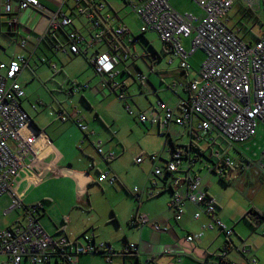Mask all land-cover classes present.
Segmentation results:
<instances>
[{
	"label": "built area",
	"instance_id": "2783aa9c",
	"mask_svg": "<svg viewBox=\"0 0 264 264\" xmlns=\"http://www.w3.org/2000/svg\"><path fill=\"white\" fill-rule=\"evenodd\" d=\"M191 1L201 14L181 13L171 4V0H127L128 7L141 23L138 35L126 26L113 25L114 15L107 9L104 0H65L55 10L39 0H0V13L11 17L9 25L16 27L13 28L15 42L30 56L42 44L51 46L54 51L72 55L105 46L107 50L95 53L90 62L99 75L107 76L102 86L117 95L130 116H136L140 123L156 125L167 138L172 126H188L190 145L172 149L171 157L164 165H156L161 160L156 154L147 155L155 166L153 174L170 181L173 197L168 207L175 211L177 221L183 218L187 202L198 208L195 219H200L204 214L210 218L199 233L186 237L188 243L201 241L205 232L216 228L225 234L226 245L218 264H238L226 257L230 246L242 254V264H259L244 241L237 246L233 244L231 238L234 230L215 217L217 201L206 192L203 178L194 167L203 162L196 150L206 142L212 154V164L203 162L208 173L225 180L234 169L249 166L255 175L264 174V147L256 159L241 153L238 148L239 144L256 137L259 126L264 130V22L258 38L249 41L230 24L231 12L238 0ZM245 1L253 9L257 0ZM65 5L70 14L63 12ZM29 10L48 20L45 33L35 34L21 24L20 14ZM75 18L88 22L93 32L90 40L74 28ZM21 28L26 31L25 34L21 33ZM149 32L159 35L184 72L191 70L190 60L197 52H203L205 59L197 78L187 84L186 89L190 93L188 100H180L175 107L158 101L149 113H137L131 105L133 96L128 92L129 86L125 82H117L116 78L127 73L136 82H147V77L135 70L129 61L138 59L132 47ZM187 39H191L189 49L184 44ZM83 45L86 46L85 50L82 49ZM40 61L58 72L57 64L50 59ZM29 67L30 59L24 54H15L8 62L0 61V197L8 196L10 199V205L4 210L5 216L22 211L25 220L17 226L0 229V264H23L24 261L29 264H77L82 255H102L112 264L117 256H138L139 247L136 244L129 243L121 251H115L109 243H97L92 232L84 233L79 239H73L63 232L50 234L40 222L42 204H24L22 195L17 191L18 179L21 174L34 175L40 155L51 144L43 131L38 132L33 127L30 115L22 106L26 93L19 83V76ZM84 87L73 85L68 93L73 95ZM174 88L175 85L171 87L172 90ZM57 106L58 120L73 122L84 138L95 135L77 107L68 111L61 102H57ZM91 144L106 162L117 158L113 151L106 153L101 139ZM232 150L241 154L239 161L230 157ZM144 160L143 156H139L136 162L141 164ZM117 181V177L109 172L100 173L97 179L98 183L107 182L109 185H115ZM131 193L139 203L144 197L155 194L152 190L137 187ZM261 216L254 215L253 222L264 236V214ZM132 223L137 227L151 226L159 232L167 230L144 212L134 215ZM164 250L171 252L168 247ZM140 264L155 262L149 259Z\"/></svg>",
	"mask_w": 264,
	"mask_h": 264
},
{
	"label": "crops",
	"instance_id": "0c3cea01",
	"mask_svg": "<svg viewBox=\"0 0 264 264\" xmlns=\"http://www.w3.org/2000/svg\"><path fill=\"white\" fill-rule=\"evenodd\" d=\"M50 2L56 9H59L57 3L54 1ZM65 7L67 6L65 5ZM65 7L62 9L63 12H66L64 11ZM21 19L25 22L24 26L35 34H43L47 30L48 20L33 10L21 13L20 20ZM113 25H123L129 28L126 24L121 22L119 14L114 16ZM13 28L10 27V32L15 36ZM74 28L83 34L87 40L91 39L93 32L87 21L75 18ZM129 29L132 31L131 28ZM20 30H22V34L26 33L23 28ZM190 42L191 39L184 41L187 49L190 48ZM82 49L85 50L86 46L83 45ZM106 50L107 48L105 46H97L80 55H72L69 52L62 53L54 51L51 46L47 44H42L38 51L32 56H30L28 51L24 50V55L30 59V67L26 70H31L32 76L27 80H22L23 73L26 70L23 71L19 76V83L26 93V89L23 85L26 86L29 82L35 83V80H40L41 77L38 74L39 70L42 71V74H52V81L58 74L63 75L60 80L61 82H56L57 86L55 87V91H53L54 95L57 93L59 96L66 95L68 98V96L74 95H69L68 90L73 85H77V87L81 85L85 87L79 92L85 91L87 93L85 94L86 96H91L97 101H99L97 96L108 98L112 92H110L107 87L102 86L107 76L99 75L90 62V59L95 53H102ZM146 55L149 56V54ZM157 55L159 57L157 59L158 61L155 60L152 66H150V69H147V75L142 72L143 70L140 71L147 77L146 83H140L141 93L145 98L153 96L157 98L158 101H163L170 107H175L180 100L189 99L190 93L186 89L187 84L197 78L201 64L196 65L191 59L190 63L192 68L190 71L184 72L179 66L175 68L174 65L177 62L179 63V61L170 53L165 44L164 56L162 57L158 52ZM156 57L157 56H155V58ZM43 58L50 59L57 64L59 69L58 72L52 71L46 63L41 62L40 59ZM9 60L10 59L3 61L8 62ZM156 61H161V63H157ZM133 62L134 61H129L130 64ZM154 63L157 64L155 65ZM72 65L76 66L74 71H72L74 67ZM88 68H90V71ZM91 70L93 73H91ZM160 82L162 83L161 88L159 87ZM94 84L95 88L92 86ZM50 85L52 86V84ZM173 85H175V88L172 90L171 87ZM53 87L54 86H52V88ZM105 101L106 100L100 101L101 105H103ZM59 102H61L68 111H71L67 108V104L64 101ZM44 105L45 106L41 110H38L37 106L33 105V102L28 99L27 94L22 101L23 108L28 112L37 127L49 136L47 138L51 140V144L40 155L34 175L30 177L27 174H21L18 179L17 191L22 195L25 205L42 204L40 222L50 234L63 232L73 239H79L84 233L92 232L95 235V241L97 243L99 240H101V242L110 243V233L101 231L99 215L94 206L95 200L94 198L92 199L89 194L91 190H93L94 185H109V183H98V177L94 179L92 176L91 168L95 167V162L88 154L89 146L91 145L92 147V141L101 139L104 143L106 153L113 151L117 154V158L109 163L100 157L102 160L100 166H102L103 170H101V172L98 171V176L100 173L106 172L115 175L118 181L112 186L119 185L127 195L133 196L131 193L132 190H127L122 183V178L126 175H124L125 170L121 168L119 161L123 160L127 151L132 154L135 153L137 143L132 142L130 136L125 134L122 126L118 125V120L109 113V108L103 107V110H94L96 112L95 115L90 114L89 116H83L82 114L89 130L95 132V135L84 138V135L73 122H62L58 120L56 115L58 107H55L53 103H51L50 106ZM155 105L157 104L151 102L148 105V112L151 107ZM139 112L146 111L139 108ZM44 114L48 116L43 117ZM132 117L141 125L136 116ZM135 127L138 128L137 126ZM153 127L157 126L152 125V129H154ZM157 130L161 133L158 127ZM130 133L134 135L135 130L132 128ZM146 137H148V135ZM184 137L188 139L186 143L182 139ZM85 139L90 142V145ZM170 139V141L175 144L176 148L190 145L191 138L188 126H172ZM172 142H170L166 151L168 156L161 158L156 164L157 166L164 165V162L170 159V151L173 148ZM80 144L84 146H80ZM239 148L240 150L242 149L241 147ZM200 149L204 150L202 143L200 144ZM232 151H230V153ZM239 170L241 172L240 174L243 175H227L225 182H232V180L236 178H245V184L257 186L256 190H252V193H257L253 199L255 202L250 203L251 206H249V210L245 208L235 212L230 211L227 205H223L222 201H217L218 209L215 217L221 220L228 228L234 230V235L231 240L235 246L240 245L241 241H244L246 245H248L250 253L259 260V264H264V236L261 234L260 229L256 227L253 220L249 221L246 219V215H248L250 211L264 214V205L256 202L259 195L257 189L260 191L264 188V174L255 175L254 172L249 169V166L246 169L240 168ZM197 173L199 174V172ZM207 176L210 175L202 176L203 186L210 196L215 197L209 192L207 186L204 185V180ZM166 179L167 178L161 182L155 180L141 181L143 187L145 186L146 189L152 190L155 194L153 197H144L141 203L138 202L135 204L131 201V208L126 214L123 213V210L121 211L119 206L123 217L117 208L113 207L114 213H112V220H108V224L112 225L116 230H121L124 221L128 229V231L121 233V236H123L120 240L121 249L128 243H134L139 247V255L137 257H120L121 264H140L149 259L153 260L155 264H218L220 261L219 257L226 245L225 234L220 229L216 228L213 231L205 232L201 241L193 244L188 243L186 237L190 234L199 233L203 225L210 221V218L204 214L200 219H195L194 215L198 211V208L187 202L183 218L177 221L175 219V211L168 207L173 197V190L170 181ZM108 189H111V187ZM2 200L3 203L6 204L5 209H7L10 205L9 197H0V204H2ZM143 212L147 213L154 222L159 223L161 227L167 228V230L159 232L154 230L151 226L137 227L134 225L132 223L133 216ZM252 216H254V214ZM5 217H8L10 220L6 224H0V229L14 227L25 222L22 211L14 212ZM166 247L170 248L171 252H166L164 250ZM226 257L232 262L238 264L244 263V257L234 246L229 247ZM98 258L97 256L82 255L79 257L77 264H101ZM104 260L106 261L105 258ZM114 261L115 258L112 264H114ZM24 262L29 264L27 261Z\"/></svg>",
	"mask_w": 264,
	"mask_h": 264
},
{
	"label": "rangeland",
	"instance_id": "374dc122",
	"mask_svg": "<svg viewBox=\"0 0 264 264\" xmlns=\"http://www.w3.org/2000/svg\"><path fill=\"white\" fill-rule=\"evenodd\" d=\"M43 5H45L48 8L56 9V7L50 2L54 1L55 3H64L65 0H39ZM71 2V1H70ZM104 3L107 5V9L111 11V13L116 16L119 14L121 18V22L126 24L129 28L132 29L134 34H140V20L139 18L133 14L131 9L128 7L127 0H106ZM171 4L178 9L181 13H195L199 14L200 10L197 7V5L191 1V0H171ZM245 7L250 9L253 16H257L258 20H255V18L250 19V21H246L245 17H241L239 9ZM64 11H66L68 14H70L67 7H65ZM11 17L8 16H2L0 13V61L11 59V57L15 54H25L24 50L21 49L15 40V36L12 35L10 32V19ZM21 24L24 25V20L21 19ZM255 21V22H254ZM264 22V0H257L254 3L253 9L250 8L247 5V2L245 0H238L236 7L231 12V21L230 24L234 26L236 29L239 30V33L245 38H248V34H245V28H250L251 32L249 33V36L252 41H255L258 36L262 32V23ZM133 52L137 53L139 58L132 63L134 68L140 72L142 71L145 75H147V69H150V66H152V63L155 62L159 57L157 55L160 54L162 57L164 56V44L163 41L160 39L159 35L155 32H149L146 33L144 36L140 37V42L136 44L134 47H132ZM146 54H149L146 55ZM155 56H157L155 58ZM205 59V54L203 52H197L192 57V62L196 65L202 64V62ZM166 60V59H164ZM158 61V60H157ZM156 61V62H157ZM169 61V60H168ZM161 63V61L157 62ZM157 63H154L155 65ZM74 66V65H72ZM175 68L179 66V63L177 62L175 65ZM76 66L73 67L72 71ZM90 71V68H88ZM26 70V69H25ZM24 70V71H25ZM31 70H26L23 73L22 80L30 78L32 76ZM42 71L38 70V74L40 75V80H35V83L29 82L28 85H23L26 89V94L29 100L33 102V105H36L38 110H41L46 104L47 106H50L51 103L54 104L55 107L57 106V102L64 101L67 104V108L72 110L73 108L77 107L83 116H89L95 115L94 110H103L104 108H109V113L113 115L115 119L118 120V125L122 126L125 134L129 135L132 142L137 143V147L135 148V153L126 152V154L123 157L122 161H119L121 164V168L124 171V175H126L124 178H122V183L127 188V190H133L135 187H137L140 190L145 189L146 187L141 184V181L143 180H155L157 182H161L164 180L163 178L156 177L153 174L154 167L153 164L147 159V154H156L159 158H163L164 156H168L167 149L169 147L170 142L167 139L166 135H163L162 133H159L157 130V127H153L150 123L138 124L135 119H133L132 116L128 114V112L125 110L124 105L119 100L117 95L115 93H112L109 95V97L103 98L102 96H97L99 101H97L95 98L91 96H86L87 94L84 92H77L73 96L66 95L59 96V94H55V87L57 86V83H60L63 75L58 74L54 80H51L52 74H42ZM71 72V71H70ZM91 73L93 71L91 70ZM97 79V78H96ZM98 80V79H97ZM117 82H125L128 88V92L133 96V102H131L132 108L139 113V108L143 111L148 112V105L152 102L153 104L158 103V99L154 98L153 96H149L148 98H145L141 93V84L140 82H136L133 78H131L127 73H122V75L117 76L116 78ZM57 82V83H56ZM100 82V81H99ZM54 86L52 88V86ZM95 88V84L92 85ZM159 87H162V83L160 82ZM96 90V89H95ZM171 91V90H170ZM87 100H86V99ZM103 100H106L103 105H101V102ZM101 101V102H100ZM149 113V112H148ZM48 114V113H47ZM47 114H44V116H48ZM133 121V122H132ZM131 122V123H130ZM137 126L138 128H136ZM132 128L135 130V134L132 135L130 132ZM109 134V133H108ZM148 135V137H146ZM48 136V135H47ZM49 137V136H48ZM183 141L188 140L186 137L182 138ZM167 140V141H166ZM86 142H89L85 139ZM90 145V142H89ZM80 146H84L83 144H80ZM88 154L91 159L95 162V167L91 168V173L94 179H97L98 177V171L101 172L102 166L101 165V158L100 156L95 152V150L89 146ZM202 147L205 151V156H202V161L212 164L210 161V158L212 156L211 154V148L210 145H207L206 142L202 143ZM241 147V153L243 152L247 156H249L251 159H256L261 149L264 147V130L263 127L259 126L257 135L255 138L251 139L250 141H247L246 143L239 144L238 148ZM138 150V151H137ZM138 156H143L145 159L143 163L138 164L136 162V159ZM230 157L234 161H239L241 159V154L233 150L230 153ZM203 162H199L194 168L196 172H199L200 175L204 177V175H210L207 176L204 180V185L207 186L210 193H212L216 199V201L223 202V205H227L228 209L230 211H240L242 209L248 208L251 206V202L253 201L256 194L252 193V190L257 188V186H251L245 184V178H236L232 180V182H226L227 184H224L220 177L216 176L214 173H208L205 169V164ZM239 169H234L232 172L229 173V175H243L240 174ZM111 189H108L110 188ZM257 192H259L258 198L256 199V202L261 205H264V188H262L260 191L257 189ZM91 198H94V206L95 209H97L98 215H99V224L101 225V231L104 233H110L111 236V242L109 243L112 248H114L115 251H121V242L120 240L123 238L121 236V233L124 231H128L126 223L123 221L122 224L123 228L120 230H116L112 225L108 224V220H112V213H114L113 207L117 208L119 213L123 210V213L126 214L129 212V209L131 208V201H133L135 204H137V200L133 196L127 195L123 191V189L118 186H112L108 184L94 185L93 190L89 193ZM166 198V197H163ZM119 206L121 208V211L119 209ZM6 207V204L3 203L0 204V224H6L9 222V218L5 217L3 214V211ZM122 214V213H121ZM123 217V214L121 215ZM119 240V241H117ZM98 243H104L101 242V240L98 241ZM107 243V242H106ZM91 256H97L100 260L101 264H108L102 255H91ZM23 264H26L24 262ZM114 264H121L120 257H115Z\"/></svg>",
	"mask_w": 264,
	"mask_h": 264
},
{
	"label": "trees",
	"instance_id": "16d2710c",
	"mask_svg": "<svg viewBox=\"0 0 264 264\" xmlns=\"http://www.w3.org/2000/svg\"><path fill=\"white\" fill-rule=\"evenodd\" d=\"M239 11H240V15H241V17L243 16V17H245V19H246V21H250V19H253V18H255V20H258L257 18V16H253V14H252V12L250 11V9H248V8H245V7H243V8H241L240 7V9H239ZM255 22V21H254ZM251 32V30H250V28H245V31H244V33L245 34H248V38H247V40H249V41H251V38H250V36H249V33ZM47 40L49 41L50 39H49V37L47 38ZM168 139H169V141L171 140L170 139V137L168 136ZM170 142H172V141H170ZM172 144V146H173V148L172 149H176V146H175V144L172 142L171 143ZM196 152L200 155V156H205V153L202 151V150H196ZM221 179V181L224 183V184H227L226 182H225V180L224 179H222V178H220ZM259 215V216H261V214H259L258 212H255V211H250L249 212V214L248 215H246V219H248L249 221L250 220H253V216L252 215ZM261 217H263V216H261ZM129 245V243L127 244V245H125L124 247H127ZM128 257H130V256H127V255H125V256H122V258H128ZM133 257H137V256H133Z\"/></svg>",
	"mask_w": 264,
	"mask_h": 264
},
{
	"label": "water",
	"instance_id": "95a60500",
	"mask_svg": "<svg viewBox=\"0 0 264 264\" xmlns=\"http://www.w3.org/2000/svg\"><path fill=\"white\" fill-rule=\"evenodd\" d=\"M33 127L39 132L40 129L37 127V125L32 121Z\"/></svg>",
	"mask_w": 264,
	"mask_h": 264
},
{
	"label": "bare ground",
	"instance_id": "6f19581e",
	"mask_svg": "<svg viewBox=\"0 0 264 264\" xmlns=\"http://www.w3.org/2000/svg\"><path fill=\"white\" fill-rule=\"evenodd\" d=\"M115 26V25H114ZM81 86V85H80Z\"/></svg>",
	"mask_w": 264,
	"mask_h": 264
}]
</instances>
